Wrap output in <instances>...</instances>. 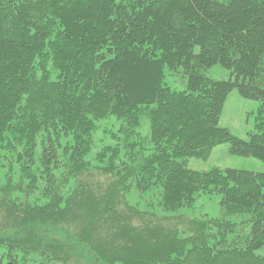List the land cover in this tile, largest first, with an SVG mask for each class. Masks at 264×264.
<instances>
[{
  "label": "trees",
  "instance_id": "obj_1",
  "mask_svg": "<svg viewBox=\"0 0 264 264\" xmlns=\"http://www.w3.org/2000/svg\"><path fill=\"white\" fill-rule=\"evenodd\" d=\"M233 89L259 102L245 139ZM221 143L264 161V0H0V264H264V172L186 167ZM213 193L218 216L174 214Z\"/></svg>",
  "mask_w": 264,
  "mask_h": 264
},
{
  "label": "rangeland",
  "instance_id": "obj_2",
  "mask_svg": "<svg viewBox=\"0 0 264 264\" xmlns=\"http://www.w3.org/2000/svg\"><path fill=\"white\" fill-rule=\"evenodd\" d=\"M207 75L218 78L227 79L230 76V71L218 64L212 65L206 71ZM165 82L173 89H184L185 78H182L181 73H176L173 76L167 75ZM259 102L256 100L245 99L239 95L236 89L231 90L224 101L223 109L220 115L219 125L226 127L231 134L239 138H247V133L254 130L255 114ZM117 122L114 117H107L96 122V129L93 134V146L86 156V160L90 164L95 165V155L100 152L105 146H113L116 141L112 137L117 129ZM140 133L145 136L148 133V124L145 120L139 129ZM229 145L221 143L215 146L207 159L188 158L186 167L196 171H204L213 167L220 168H235L254 172H264V161L253 157H242L232 155L228 151ZM39 147L37 149V153ZM4 171L1 172L3 177ZM4 179H0V185ZM156 192L146 195H140L135 190H130L127 194V201L132 205L144 207L147 202L155 203L157 201ZM219 200L220 195L202 194L199 195L194 205L191 208H183L176 211L174 214H181L186 217H199L206 214L210 217L219 215ZM159 211V210H157ZM173 215V213H169ZM82 256V255H81ZM29 264H44L36 256L30 257ZM68 264H91L85 260V257L74 259ZM119 264V263H117Z\"/></svg>",
  "mask_w": 264,
  "mask_h": 264
}]
</instances>
